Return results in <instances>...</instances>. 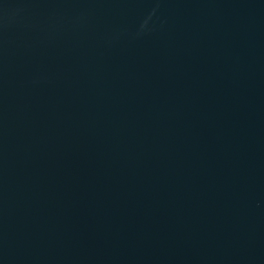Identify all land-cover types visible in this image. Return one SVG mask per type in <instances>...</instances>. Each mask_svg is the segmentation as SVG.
I'll use <instances>...</instances> for the list:
<instances>
[{"label": "water", "instance_id": "obj_1", "mask_svg": "<svg viewBox=\"0 0 264 264\" xmlns=\"http://www.w3.org/2000/svg\"><path fill=\"white\" fill-rule=\"evenodd\" d=\"M0 264H264V0H0Z\"/></svg>", "mask_w": 264, "mask_h": 264}]
</instances>
